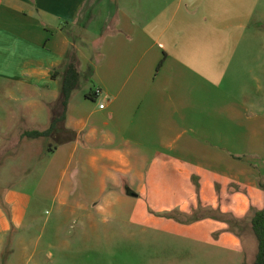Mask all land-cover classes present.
I'll return each instance as SVG.
<instances>
[{
    "label": "crops",
    "instance_id": "crops-1",
    "mask_svg": "<svg viewBox=\"0 0 264 264\" xmlns=\"http://www.w3.org/2000/svg\"><path fill=\"white\" fill-rule=\"evenodd\" d=\"M136 1L129 8H152ZM260 2L171 0L142 23L107 0H0V146L11 135L14 148L60 115L61 76L53 71L62 74L74 39L80 81L100 93L73 99V91L52 132L59 141L46 173L59 174L61 206L118 216V203L139 200L151 166L232 170L259 196L250 179L259 172L264 182V62H251L246 48L264 43L261 21L255 25ZM21 122L39 129L15 131ZM6 200L12 213L2 216L3 233L22 225L29 197L16 192Z\"/></svg>",
    "mask_w": 264,
    "mask_h": 264
},
{
    "label": "rangeland",
    "instance_id": "rangeland-1",
    "mask_svg": "<svg viewBox=\"0 0 264 264\" xmlns=\"http://www.w3.org/2000/svg\"><path fill=\"white\" fill-rule=\"evenodd\" d=\"M107 1L112 8L124 5L130 16L145 23L171 0H143V5L152 2L151 9L143 10L129 8L136 0ZM262 16L264 0L255 23L261 21L264 28ZM246 49L256 57L251 62H264L260 40ZM89 88L93 86L81 80L73 99ZM54 105L45 108L42 127L49 125ZM37 127L21 122L14 130ZM11 139L3 137L0 146V228L3 215L11 220L12 204L6 198L18 192L28 196L29 203L20 227L0 231V264H254L257 240L251 217L264 209V189L256 195L232 179V170L180 173L151 166L139 200L132 205L118 203L114 208L118 216H109L78 210L72 203L60 205L55 196L58 172L46 173L57 134L17 139L14 148L7 146ZM259 174L250 179L258 187L263 182ZM237 190L249 200L237 198Z\"/></svg>",
    "mask_w": 264,
    "mask_h": 264
},
{
    "label": "trees",
    "instance_id": "trees-1",
    "mask_svg": "<svg viewBox=\"0 0 264 264\" xmlns=\"http://www.w3.org/2000/svg\"><path fill=\"white\" fill-rule=\"evenodd\" d=\"M62 74H60L59 69H54L53 77L61 76L59 94H60V104L62 111L59 116L53 118L48 129L44 131H30L26 132V136L30 138H37L40 136L50 135L57 124L63 121L66 117V110L68 102L72 92L78 87L80 79L82 77L81 71L79 69V59L77 55L76 41L73 39V43L69 50L67 51L63 64L61 66ZM85 97L91 100H95L97 95L95 91L89 90ZM261 188L264 189V182L259 184ZM251 229L255 238L257 240V252L254 259V264H264V209L257 210L253 213L251 217Z\"/></svg>",
    "mask_w": 264,
    "mask_h": 264
},
{
    "label": "built area",
    "instance_id": "built-area-1",
    "mask_svg": "<svg viewBox=\"0 0 264 264\" xmlns=\"http://www.w3.org/2000/svg\"><path fill=\"white\" fill-rule=\"evenodd\" d=\"M95 93H96V94H99V93H100V90H99V89H96V90H95Z\"/></svg>",
    "mask_w": 264,
    "mask_h": 264
}]
</instances>
